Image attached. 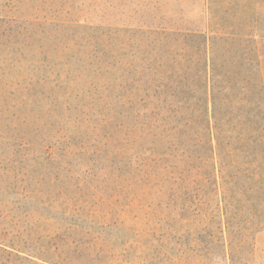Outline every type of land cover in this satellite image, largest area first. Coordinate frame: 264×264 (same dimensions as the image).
<instances>
[{
    "label": "trees",
    "instance_id": "trees-1",
    "mask_svg": "<svg viewBox=\"0 0 264 264\" xmlns=\"http://www.w3.org/2000/svg\"><path fill=\"white\" fill-rule=\"evenodd\" d=\"M203 4L207 17L202 27L179 14L176 22L164 21L145 44L151 49L138 51V60L133 59L138 62L130 65L128 90L120 98L135 121L119 126L127 145L136 148L127 160L131 183L147 191H170L164 203L179 206L181 221L206 219L205 206L212 204L216 212L210 220L219 222L229 216L224 207L242 202L264 217V0ZM37 132L41 160L35 156L34 164L54 174L48 184L40 179L44 212L38 213L48 225L37 244L1 239L0 263L36 257L43 264H86V255L94 257L88 260L92 264H107L104 259L110 255L116 264L114 257L121 253L107 250L106 240L111 231L121 239L128 223L120 247L136 253L139 233L146 238L142 248L147 258L154 233L150 209L143 228L136 229L134 197L117 204L113 195L87 190L82 166H70L72 157L87 152L96 157L94 164L109 159L119 163L125 149L118 144L108 155L106 135L81 144L72 135L47 136L41 128ZM104 165L100 170L107 172ZM61 171L76 176V189L61 183ZM17 194L23 201L28 197ZM201 228L198 224L196 230Z\"/></svg>",
    "mask_w": 264,
    "mask_h": 264
},
{
    "label": "rangeland",
    "instance_id": "rangeland-1",
    "mask_svg": "<svg viewBox=\"0 0 264 264\" xmlns=\"http://www.w3.org/2000/svg\"><path fill=\"white\" fill-rule=\"evenodd\" d=\"M206 7L203 0H0V241L37 244L43 233L40 179L48 184L54 174L34 164L35 156L41 160V128L47 136L72 135L81 144L106 135L108 155L118 144L127 152L119 163L109 159L95 165L91 152L70 159L71 167L82 166L85 189L113 195L117 204L135 198L136 229L143 228L150 209L149 256L139 233L136 253L120 247L128 223L121 239L111 231L106 240L107 250L121 253L114 257L116 264H264V217L247 203L224 207L229 216L219 222L210 220L216 212L212 204L205 206L206 219L186 222L178 216L179 206L164 203L170 191H147L131 183L127 160L136 148L127 145L119 126L135 121L120 98L128 90L130 65L138 62L133 61L138 51L151 49L145 44L154 37L153 28L176 22L178 14L202 27ZM106 117L105 126L99 125ZM28 139L38 143L31 146ZM103 164L107 172L100 170ZM59 175L66 188H77L76 176ZM18 192L27 193L26 200ZM92 259L82 257L86 264ZM104 261L113 263L110 255ZM14 264L43 261L31 257Z\"/></svg>",
    "mask_w": 264,
    "mask_h": 264
}]
</instances>
